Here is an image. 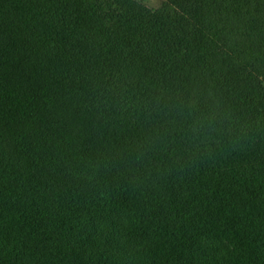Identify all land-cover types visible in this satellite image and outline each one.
Here are the masks:
<instances>
[{
  "label": "trees",
  "instance_id": "1",
  "mask_svg": "<svg viewBox=\"0 0 264 264\" xmlns=\"http://www.w3.org/2000/svg\"><path fill=\"white\" fill-rule=\"evenodd\" d=\"M0 264H264V0H0Z\"/></svg>",
  "mask_w": 264,
  "mask_h": 264
},
{
  "label": "rangeland",
  "instance_id": "2",
  "mask_svg": "<svg viewBox=\"0 0 264 264\" xmlns=\"http://www.w3.org/2000/svg\"><path fill=\"white\" fill-rule=\"evenodd\" d=\"M140 1H142L144 4H146V2H147V0H140ZM161 1L162 0H156V4L155 5H149V7L156 8L161 4Z\"/></svg>",
  "mask_w": 264,
  "mask_h": 264
},
{
  "label": "clouds",
  "instance_id": "3",
  "mask_svg": "<svg viewBox=\"0 0 264 264\" xmlns=\"http://www.w3.org/2000/svg\"><path fill=\"white\" fill-rule=\"evenodd\" d=\"M155 4H156V0H147L146 2V6L155 5Z\"/></svg>",
  "mask_w": 264,
  "mask_h": 264
}]
</instances>
